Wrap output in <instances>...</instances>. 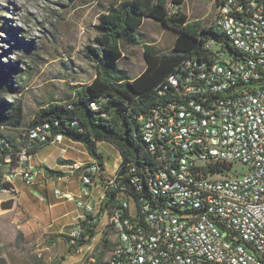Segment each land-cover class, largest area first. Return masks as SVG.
I'll list each match as a JSON object with an SVG mask.
<instances>
[{
    "label": "built area",
    "instance_id": "2783aa9c",
    "mask_svg": "<svg viewBox=\"0 0 264 264\" xmlns=\"http://www.w3.org/2000/svg\"><path fill=\"white\" fill-rule=\"evenodd\" d=\"M213 23L243 56L224 59L218 50L212 63L186 59L169 75L164 88L173 86L178 98L139 116L157 168L132 164L126 180L117 170L107 175L100 161L86 162L78 167V197L54 190L81 210L69 244L107 214L109 254L99 262L90 255L91 264H264V0H220ZM49 128L30 129L7 168L2 160L13 156L0 139V183L10 184L0 194L16 197L17 178L35 183L36 143L68 152L66 137ZM236 162L248 166L245 174H231Z\"/></svg>",
    "mask_w": 264,
    "mask_h": 264
},
{
    "label": "trees",
    "instance_id": "16d2710c",
    "mask_svg": "<svg viewBox=\"0 0 264 264\" xmlns=\"http://www.w3.org/2000/svg\"><path fill=\"white\" fill-rule=\"evenodd\" d=\"M220 0H213L215 6ZM185 0H123L109 7L100 15L96 25L100 33L96 46H87V56L96 63V74L84 84H76L73 96L65 101L51 98L39 106L29 118L21 101L8 100L3 94L14 89L12 75L18 69L17 64L10 68L2 66L0 59V139L1 151L11 153L12 162L4 159L2 168L16 164V152L28 142V132L38 124H49L52 134L62 133L65 137L85 145L87 151L104 164L103 155L98 150V141L114 145L120 152L121 163L117 169L118 177L128 180V168L135 164L138 168L155 170L157 160L144 140L140 115H145L155 107L178 98L174 87L168 84L170 74L180 70L186 59L212 63L218 58L216 45L230 52L233 57H242L226 33L215 23L208 24L204 19L189 20L182 10ZM0 27L9 30V22L2 20ZM145 18H151L168 30L176 32L173 45L167 50H158L144 41L138 30ZM16 32V28H12ZM23 43L30 44L25 38ZM213 44L210 45V41ZM20 42V41H19ZM18 41L14 44H19ZM143 46L146 66L136 77L128 69L118 67L124 57L123 46ZM18 63V61L16 62ZM49 143H36L31 152L35 154ZM220 169L218 164L210 167ZM1 170V169H0ZM54 176L62 177V170L48 168ZM7 182L0 183V190L8 187ZM5 208L12 207L14 199L2 203ZM97 223H90L83 237L76 244H69V251L76 252L80 247L90 244L97 234ZM68 242L69 236L62 234ZM69 243V242H68ZM110 250V244L103 238L92 255L101 261Z\"/></svg>",
    "mask_w": 264,
    "mask_h": 264
},
{
    "label": "rangeland",
    "instance_id": "374dc122",
    "mask_svg": "<svg viewBox=\"0 0 264 264\" xmlns=\"http://www.w3.org/2000/svg\"><path fill=\"white\" fill-rule=\"evenodd\" d=\"M121 1L0 0V16H4L2 20L11 26L9 30L0 27L1 64L6 69L13 64L18 65L12 75L14 89L3 96L8 100L21 101L29 118L52 97L58 101L72 97L74 85L84 84L96 74V63L87 56V46L97 45L100 33L96 25L100 15ZM181 8L189 20L201 18L208 24L213 22L216 13L213 0H185ZM12 28L17 31L12 32ZM137 33L160 51L170 49L176 35L175 31L166 29L151 18H145ZM23 37L33 46L23 43L20 40ZM16 41H20L19 44H14ZM216 48L221 49L224 59L233 58L221 46L216 45ZM123 52L124 57L118 62V67L128 69L130 75L136 77L146 66L143 46H123ZM97 145L107 174H115L121 163L118 149L106 141H98ZM80 148L85 149L81 144L74 158L83 160L85 153ZM55 152V145H47L39 150V156ZM48 163L54 164L51 160ZM247 170V165L236 162L231 174L241 175ZM80 175V171L73 170L66 177L54 176L48 189L44 185L33 186L34 199L44 204L60 201L54 195V188L64 192L76 191ZM17 180L15 183L20 186ZM38 193L44 195V200L38 198ZM9 197V194H0V264H91L89 256L94 248H88V244L76 252L69 251V243L62 235L70 231L68 226L47 224L44 228L35 227L34 216L23 211L19 199L12 207L3 206ZM106 218L107 214L101 218L99 230Z\"/></svg>",
    "mask_w": 264,
    "mask_h": 264
},
{
    "label": "crops",
    "instance_id": "0c3cea01",
    "mask_svg": "<svg viewBox=\"0 0 264 264\" xmlns=\"http://www.w3.org/2000/svg\"><path fill=\"white\" fill-rule=\"evenodd\" d=\"M63 143L68 145V152L64 155L61 154L60 151V145L59 144H47V145H55L56 146V152L54 154H46V155H40L39 156V150L35 153L33 157V164L35 168L38 170V176L36 178V181L32 185H27L24 183V181L20 178H18L17 181L20 182V186L16 185L18 188V194L17 198L14 197V202L16 203V199H19V203L21 204V207L23 211L26 214H30L34 216V222L35 227L44 228L45 225L50 226H56V227H65L68 226L69 230L72 229V227L77 222L78 214L81 212V210L77 207L75 200H62L56 201V202H48L47 204H44L42 202H36V198L34 199V189L33 186H40L44 185L45 189L49 188V182L52 181V178L54 175L50 174L48 172V168H53L57 170H62L65 173V176L69 172H72L73 170H78L79 165L86 163V162H94L99 161L98 158L93 157L90 155V153L87 151L85 145L81 142L74 141L70 138H65ZM83 145L85 149L80 148V151L85 153V158L83 160H78L74 158L75 151L77 148H79L80 145ZM44 145V146H47ZM119 151V150H118ZM69 153V154H68ZM120 153V152H119ZM87 154V155H86ZM121 156V155H120ZM51 160L54 162V164H49L48 161ZM104 168L106 172L105 162H104ZM107 174V172H106ZM110 175V174H107ZM81 175L79 180V186L78 190H67L68 192L73 193L75 197H78L80 194V188H81ZM26 186V187H25ZM28 188V189H27ZM58 187H55L54 189H57ZM95 191V195H98L99 191L101 190L99 187L93 189ZM54 192V191H53ZM55 195V193H54ZM56 196V195H55ZM57 197V196H56ZM10 199H13L12 196L9 197ZM58 198V197H57ZM59 199V198H58ZM9 200V199H8ZM44 200V199H42ZM43 224V225H42ZM105 226V222L102 226V228L99 230V222H97V234L93 237L90 244H88V248H96L97 245H100L103 238V228ZM83 247V246H82ZM80 247V248H82ZM79 248V249H80ZM94 251V250H93ZM109 253V252H108ZM92 255V252L91 254Z\"/></svg>",
    "mask_w": 264,
    "mask_h": 264
}]
</instances>
